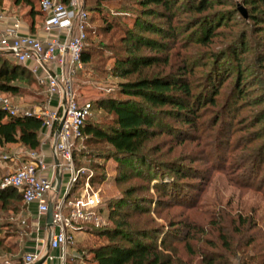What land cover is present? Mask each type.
Wrapping results in <instances>:
<instances>
[{
  "label": "rangeland",
  "instance_id": "obj_1",
  "mask_svg": "<svg viewBox=\"0 0 264 264\" xmlns=\"http://www.w3.org/2000/svg\"><path fill=\"white\" fill-rule=\"evenodd\" d=\"M80 2L91 22L85 44L90 57L83 70L73 76L70 85L77 98L93 103L113 95L117 83L135 79L133 75L124 79L116 78L111 75V70L113 57L121 54L118 50L125 29H132L137 6L136 0H78ZM221 3L222 6H215L212 11L227 14L223 22L225 26L219 28L209 45L190 44L186 34L179 33L169 46L166 43L167 50L162 52V55H168L167 66H158L148 72L150 75L167 73L169 66H177L187 58L185 62L192 70L190 82L197 88L203 87L210 68V55L229 53L228 47L242 35L245 36L244 54L240 55L241 50L235 52L244 67L241 84L238 83L235 66L230 62L231 56L227 54L228 74L220 84L215 85L213 103L206 106V101L204 105L200 120L204 121V126L202 131L194 134L196 140L181 142L162 134L146 144V148L154 147L152 158L157 163L178 162L181 167L185 178L176 181L169 176L160 182L170 185L167 193L170 192L174 198L169 200L154 190V184H159L157 180L144 181L130 175L126 182L116 183L115 178L119 173L117 164L105 144L93 141L84 145L79 140L73 163L77 170L82 171L79 181L82 177L93 179L92 187L99 191L102 199L100 209L103 215L107 213L106 204L117 199L124 189L140 186L137 197L144 199L142 205L145 214L126 209L121 210V213H128L127 216L139 221L138 228L160 229L162 232L158 241L165 239L171 258L184 264H205L208 258L214 259L213 264H264V166L256 174L259 164L255 150L263 147L264 134L249 145L250 142H247L253 135L250 133L264 125L261 122L250 128L260 117L259 114L264 113V102L258 106L251 104V100L258 95L264 97V82H261V86L255 85L260 77H264L255 62L256 56L264 57V31H258L262 29L261 26L253 25L248 19L250 11L243 0H222ZM1 8L10 16L27 21V8H13L10 0H2ZM33 8H38L36 1ZM191 16L180 14L173 22L187 21ZM147 36L159 39L156 35ZM140 53L148 54L150 51L141 49ZM237 84L247 97L241 101L242 104L233 105ZM19 85V93L0 96L9 98L19 111L41 108L46 103V97L42 94L44 88L37 84L33 76L32 81ZM206 91L209 92L207 87ZM217 117L220 118V126L218 122L213 128L209 127ZM110 119L103 111L94 109L87 122L103 126ZM5 147L0 148V165L6 164L0 176L29 160L30 151L25 148L19 145ZM67 177L66 173H62L58 195L63 192ZM79 187L77 182L71 195H76ZM27 212L29 210L20 198L0 208V258L7 260L8 264H23V248L35 228L34 213ZM116 221L118 217H111L109 227ZM171 225L175 227L171 228ZM40 228L41 234L44 230L43 226ZM103 243L104 240L97 238L94 232H80L75 235L73 246L66 250L65 264H92L90 250ZM226 245L232 254L225 250ZM46 263L58 262L49 259Z\"/></svg>",
  "mask_w": 264,
  "mask_h": 264
},
{
  "label": "trees",
  "instance_id": "obj_2",
  "mask_svg": "<svg viewBox=\"0 0 264 264\" xmlns=\"http://www.w3.org/2000/svg\"><path fill=\"white\" fill-rule=\"evenodd\" d=\"M10 1L13 8L20 6L27 8L26 19L32 20L35 17L38 20L43 19L37 0ZM35 1L37 10L33 8ZM68 1L60 0L63 4H67ZM221 1L136 0L137 12L132 22V29H125L121 48L118 50L121 54L113 57L111 70V75L116 78L124 79L133 75L135 79L117 83L113 95L91 103L92 112L94 109L101 110L111 119L109 123L101 126L88 123L90 117L87 118L81 128L83 134L79 139L84 145L86 142L94 141L110 148L111 156L119 172L115 178L116 183L126 182L130 175L144 181L157 180L159 184H154V190L167 196L169 200L174 198L170 192L167 193L170 185L160 184V182L169 176L174 177L176 181L185 178L181 167L178 162L157 163L152 158L154 147L146 148V144L162 134L181 142L196 140L193 137L194 134L202 131L204 126V121H200L204 105L206 101L208 102L206 106L213 103L212 100L216 95L215 85L220 84L228 74L227 54L231 56L230 62L235 66L238 83L241 84V73L244 72V67L235 52L241 50L240 55L244 54L243 48L246 46L244 35L228 47L229 53L219 52L210 55V68L205 75L203 87L197 88L190 82L192 70L191 66L185 62L187 58L177 66H169L167 73L148 74L152 68L167 66L168 55L167 53L162 55V52L167 50V44L169 46L174 36H178L179 33L186 34L190 44L209 45L219 28L225 26L223 22L227 14L212 11L215 6H222ZM1 3L2 0H0V7ZM243 4L250 11L248 19L251 23L261 26L262 29L258 31H264V0H243ZM86 13L88 17V12ZM180 14L192 16L187 21L173 22ZM90 23L88 17L80 54L82 69L77 73L81 72L89 62L90 55L86 51L85 44ZM147 34L159 36V39L148 37ZM141 49L150 53L141 54ZM255 62L263 75L264 57L256 56ZM30 81H32V75L29 71L16 64L9 54L0 51V94L15 95L20 92V83ZM261 82H264V77H260V81L255 85L261 86ZM239 84L234 91L233 105L242 104L247 97L245 91L239 89ZM206 87L209 92L206 91ZM263 102L264 97L261 95L251 100L253 106ZM259 116L250 128L264 122V113ZM218 118L213 120L209 127L213 128L218 122L220 126V118ZM262 130L264 125L250 133L253 135L250 136V141H247L250 142L248 145L263 136ZM254 132H257V135H254ZM40 133V119L24 116L10 117L0 110V148L19 145L30 152L36 151L39 147ZM79 140L75 142L72 150L74 163L76 143ZM261 145L263 147L258 146L259 148L255 149L257 164H259L256 174H259L261 167L264 166V143ZM83 178L78 180L80 185ZM89 182L92 187L93 179ZM140 188V186H131L124 189L117 199L106 204L105 215L99 209V213L105 219L102 227L82 229V231L94 232L97 238L104 240L103 244L92 247L90 250L92 264H184L178 259L171 258V251H168L165 239L158 241V236L162 232L160 229L138 228L139 221L127 216L128 213H121V210L126 209L140 215L145 214V207L142 205L144 199L137 197ZM18 198L22 203L21 195L13 188L0 190V208ZM111 217H118V221L109 227L108 222ZM173 227L175 225H171V228ZM171 237L175 238L174 235ZM225 250L232 254L228 245L225 246ZM205 261V264L214 263V259L211 258Z\"/></svg>",
  "mask_w": 264,
  "mask_h": 264
},
{
  "label": "built area",
  "instance_id": "obj_3",
  "mask_svg": "<svg viewBox=\"0 0 264 264\" xmlns=\"http://www.w3.org/2000/svg\"><path fill=\"white\" fill-rule=\"evenodd\" d=\"M37 2L39 10L44 14L42 40L20 34L19 22L16 20L9 25L5 24L4 12L0 7V51L9 54L22 67L32 63L27 70L37 84L44 88L47 100L41 108L19 111L13 107L9 98L0 96V110L8 116L40 119L42 138L39 148L29 152L27 162L0 176V190L13 188L21 195L22 203L26 207L34 206L33 231L36 234L42 229L40 226H43L46 234L45 215L48 205H51L48 247L58 251L60 263L65 264L66 250L73 246L75 233L82 232L85 227L100 228L105 224V219L99 213L102 205L100 193L91 187L89 177L83 178L76 195H71L72 189L83 175L81 170L74 167L72 150L75 142L80 139V130L85 120L92 113L91 103L77 98L70 85L73 76L82 69L80 54L88 17L82 8V2L79 4L78 0H69L67 4L60 0ZM52 32H63L64 37L45 38ZM52 66L57 69V75L51 73ZM60 94L64 97V107L59 104L57 108L50 109L49 99ZM61 119L60 130L56 133ZM46 143L51 145L53 161L49 164H46L41 150ZM54 159L57 161L56 165ZM56 169L61 176L62 173L68 176L60 195L58 192L55 194L51 188ZM50 193L54 195L49 197ZM37 260L36 251L22 256L23 264H32ZM0 264L8 262L1 259Z\"/></svg>",
  "mask_w": 264,
  "mask_h": 264
},
{
  "label": "crops",
  "instance_id": "obj_4",
  "mask_svg": "<svg viewBox=\"0 0 264 264\" xmlns=\"http://www.w3.org/2000/svg\"><path fill=\"white\" fill-rule=\"evenodd\" d=\"M3 12H4V23L5 24L9 25L11 22H13L15 20L19 22V30L18 31L20 34L30 35V36L36 37L40 40L44 39V34L42 33V22L44 20V16H43L42 21H40V22H38L37 17H35L32 20L27 19V21H24L21 19H17L16 16H10L9 14H7V11H3ZM53 37H58V38L62 39L64 37V33L63 32H52V33L46 35L45 38H53ZM31 66H32V63L29 62L24 67H25V69H28ZM50 70H51V73L56 74V75L58 74V71H57V69H55V67L52 66ZM42 94H44V93L42 92ZM61 102H62V95L61 94L60 95H54L49 99V104H48L49 106L48 107L50 109H55L59 106V104L61 105ZM35 108H40V107H35ZM40 135H41V133H40ZM41 139H40V141H41ZM12 146H14V145H9V146H6L5 148L12 147ZM41 150H42L46 164L51 163V161H53L52 156H51V145L45 144ZM4 167H6V164L2 163V167L0 165V171L1 172L4 169ZM54 173H55V171H54ZM47 175H48V177H50V173H48ZM53 177H54V174H53ZM61 182H62V179L60 180V186H61ZM52 194L53 193H50L49 197H51ZM27 210H29V212H27V213H29V214L34 213L33 215H35V209H34L33 205L28 206ZM77 234H79V233H75V235H77ZM31 236L32 237H30L29 242L23 248V254H27V253H31L33 251H36L38 253V259L44 258L42 264H47L46 260H49V259L50 260H56L58 262L57 264H61L60 260H59V252L50 250L47 247V238H46L45 232H43V233L41 232V234L39 232L38 234H36L33 231ZM0 259H2V258H0Z\"/></svg>",
  "mask_w": 264,
  "mask_h": 264
},
{
  "label": "water",
  "instance_id": "obj_5",
  "mask_svg": "<svg viewBox=\"0 0 264 264\" xmlns=\"http://www.w3.org/2000/svg\"><path fill=\"white\" fill-rule=\"evenodd\" d=\"M64 103H65V101H64V97L62 95V102H61L62 107H64ZM61 124H62V119L56 127V133L60 130ZM54 164L55 165L57 164L56 159H54ZM60 180H61V175H60L59 171L56 169L55 173H54L53 180L51 182V188L54 190L55 193L58 192V190H59ZM51 210H52V207L49 204L46 215H45V226H46V230H47L46 231L47 247H48L49 232H50V228H51ZM43 260H44V258L38 259L37 261H35L32 264H42Z\"/></svg>",
  "mask_w": 264,
  "mask_h": 264
}]
</instances>
